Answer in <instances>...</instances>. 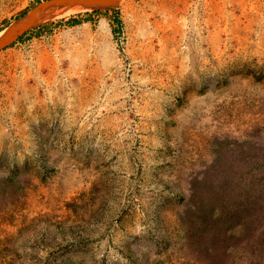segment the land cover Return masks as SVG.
<instances>
[{"label": "rangeland", "instance_id": "1", "mask_svg": "<svg viewBox=\"0 0 264 264\" xmlns=\"http://www.w3.org/2000/svg\"><path fill=\"white\" fill-rule=\"evenodd\" d=\"M39 18L0 50V264H264V0Z\"/></svg>", "mask_w": 264, "mask_h": 264}, {"label": "water", "instance_id": "2", "mask_svg": "<svg viewBox=\"0 0 264 264\" xmlns=\"http://www.w3.org/2000/svg\"><path fill=\"white\" fill-rule=\"evenodd\" d=\"M120 1L121 0H47L35 8L31 17L22 22L17 28L12 31V33H10L5 39L0 41V50L11 45L14 41L21 37L28 29L33 26L40 14L52 5L60 3H77L93 7H111L120 3Z\"/></svg>", "mask_w": 264, "mask_h": 264}, {"label": "bare ground", "instance_id": "3", "mask_svg": "<svg viewBox=\"0 0 264 264\" xmlns=\"http://www.w3.org/2000/svg\"><path fill=\"white\" fill-rule=\"evenodd\" d=\"M93 8V6H89V5H82V4H77V3H60V4H55L50 6L49 8L45 9L41 15L39 20L45 19L47 17L59 14L61 12H67L70 10H81V9H90ZM22 21H20L19 23H17L16 25H14L11 29L13 30L14 27L20 25ZM9 29L3 33H0V41H2L3 39H5L10 33H12V30Z\"/></svg>", "mask_w": 264, "mask_h": 264}, {"label": "trees", "instance_id": "4", "mask_svg": "<svg viewBox=\"0 0 264 264\" xmlns=\"http://www.w3.org/2000/svg\"><path fill=\"white\" fill-rule=\"evenodd\" d=\"M118 20V19H117Z\"/></svg>", "mask_w": 264, "mask_h": 264}]
</instances>
